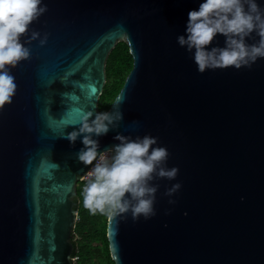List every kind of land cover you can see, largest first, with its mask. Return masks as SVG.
<instances>
[{"label": "water", "instance_id": "water-1", "mask_svg": "<svg viewBox=\"0 0 264 264\" xmlns=\"http://www.w3.org/2000/svg\"><path fill=\"white\" fill-rule=\"evenodd\" d=\"M203 2L42 0L48 10L30 29L47 32V43L26 45L31 59L10 69L17 90L0 109V264H72L77 183L91 165L77 156L82 135L74 144L66 135L84 112H101L107 59L122 40L133 66L106 112L118 108L123 119L93 137L98 152L118 144L117 133L151 135L179 172L152 182L160 185L155 216L108 217L112 259L264 264V58L199 73L177 37ZM224 42L217 34L207 47ZM177 182L178 192L164 195Z\"/></svg>", "mask_w": 264, "mask_h": 264}, {"label": "clouds", "instance_id": "clouds-1", "mask_svg": "<svg viewBox=\"0 0 264 264\" xmlns=\"http://www.w3.org/2000/svg\"><path fill=\"white\" fill-rule=\"evenodd\" d=\"M47 10L42 0H0V109L11 104L16 94L17 84L10 69L31 59V49L26 45L37 39L41 46L47 43V32L41 36L40 31L30 29ZM186 33L177 37V43L192 53L201 74L228 67L250 69L258 58H264V8L256 0H204L199 10L189 11ZM253 33L259 39L249 44L246 38ZM217 34L225 37V46L209 50L207 46ZM21 37L25 38L23 42ZM118 99L122 102L121 97ZM93 115L91 110L84 112L78 130L66 135L73 144L82 135L84 147L77 156L84 165H92L82 190L84 208L93 215L99 212L117 222L126 220L129 212L133 221L141 216L145 220L155 216L154 203L160 185L152 182L163 178L174 180L179 172L178 167L166 166L168 149L158 146V138L151 135L133 139L117 133L114 139L119 143L98 152L99 141L93 137L117 128L123 114L117 108L95 113L94 119ZM180 188L177 182L166 188L164 195L171 197ZM168 202L174 204L175 200ZM68 259L75 264L78 257Z\"/></svg>", "mask_w": 264, "mask_h": 264}, {"label": "trees", "instance_id": "trees-1", "mask_svg": "<svg viewBox=\"0 0 264 264\" xmlns=\"http://www.w3.org/2000/svg\"><path fill=\"white\" fill-rule=\"evenodd\" d=\"M133 66V55L126 41H119L110 52L106 72L107 79L113 78L111 84H105L99 98V107L109 108L111 102L120 91L125 78ZM76 197L78 202V220L75 230L82 236L78 245V264H116L111 257L109 242L107 238L108 216L97 212L95 215L83 206V193L78 191ZM105 228L102 230V224ZM103 237V238H102ZM100 240V241H99ZM99 242H103L99 244Z\"/></svg>", "mask_w": 264, "mask_h": 264}, {"label": "built area", "instance_id": "built-area-1", "mask_svg": "<svg viewBox=\"0 0 264 264\" xmlns=\"http://www.w3.org/2000/svg\"><path fill=\"white\" fill-rule=\"evenodd\" d=\"M94 163H95V161L93 162V164ZM91 167H92V165L89 167V169ZM89 169L85 172V174L79 179V181L77 183L78 191H81V193H83L82 190H83L84 186L87 183V174H88ZM78 218H79V216H78ZM72 239H73L74 245L75 244H79L80 240L82 239V236L74 229ZM77 249H78V245H77V248H76V245H75L74 246V251H73V254H72L73 257H78V259L75 261V264H78V262H79V254L77 253Z\"/></svg>", "mask_w": 264, "mask_h": 264}, {"label": "rangeland", "instance_id": "rangeland-1", "mask_svg": "<svg viewBox=\"0 0 264 264\" xmlns=\"http://www.w3.org/2000/svg\"><path fill=\"white\" fill-rule=\"evenodd\" d=\"M122 41H124V40H122ZM112 81H113V78H109V79H107V81H106V83L105 84H111L112 83ZM107 110V108L106 107H102V108H100V111L101 112H105ZM104 228H105V222L102 224V230H104ZM103 238V237H102ZM100 241V240H99ZM103 242H99V244H102Z\"/></svg>", "mask_w": 264, "mask_h": 264}]
</instances>
